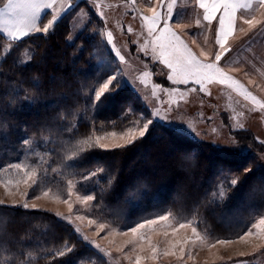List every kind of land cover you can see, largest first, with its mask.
Instances as JSON below:
<instances>
[{
    "label": "trees",
    "instance_id": "trees-1",
    "mask_svg": "<svg viewBox=\"0 0 264 264\" xmlns=\"http://www.w3.org/2000/svg\"><path fill=\"white\" fill-rule=\"evenodd\" d=\"M71 16L13 45L0 33V183L34 172L30 196L65 197L78 180L95 197L94 212L121 229L169 214L211 242L246 234L264 217V145L249 130L234 132L252 150L238 154L155 122L132 143L99 147L96 136L142 128L151 114L127 85L95 99L94 89L119 66L109 54L96 63L100 45L106 50L96 34L83 30L68 42ZM27 49L30 61L21 63ZM16 164L23 169L10 167ZM220 186L225 195L215 201ZM94 253L54 213L0 203V264H79Z\"/></svg>",
    "mask_w": 264,
    "mask_h": 264
},
{
    "label": "rangeland",
    "instance_id": "rangeland-1",
    "mask_svg": "<svg viewBox=\"0 0 264 264\" xmlns=\"http://www.w3.org/2000/svg\"><path fill=\"white\" fill-rule=\"evenodd\" d=\"M69 3L72 5L70 9ZM55 7L57 22L64 15H72L70 34L67 38L69 43L74 42L83 30L101 38L100 42H103L106 50L100 45L96 63L107 54L112 57L119 69L114 70L109 78L116 76L117 80H114L113 84L129 86L142 99L153 123L165 124L191 138L238 154H250L252 150L238 143L232 137L234 132L249 130L257 142L264 145V108L217 82L206 84L204 91L200 90V85L191 81L188 84H173L167 78L170 70L154 56L151 44L143 49L148 38L142 26L141 16L152 15L148 11V0H135V3L130 0H59ZM157 11L161 9L157 8ZM175 12L181 15L174 16V20L179 19L180 24L184 26L173 23L172 30L181 36L197 56L204 51L209 59H214V54L218 51V45L215 43V22L209 28L202 20V9L198 7L196 0H177ZM237 15L254 17L259 23L249 29L238 20V28H243L244 31H236L229 37L226 47H230L231 51L222 58L219 66L228 76L238 80L244 89L264 102V9L253 2L251 9H241ZM51 18V15H48L47 19ZM47 19L43 23H47ZM197 19H201L200 27L196 26ZM109 32L113 36L111 43L107 38ZM35 34L45 33L41 31L30 35ZM9 40L11 45L20 41ZM10 44L4 47L2 56L9 52ZM114 49L119 50L123 60L116 55ZM21 57V63L29 62L31 51L25 50ZM140 129L142 128L133 129L137 138H140ZM127 132L116 133L115 137L109 133L95 138L103 137L100 144L108 146L104 149H113L117 148L113 147L115 144H129L126 143L128 136L120 138ZM258 156L264 165V152ZM91 177L90 172L81 178L87 182ZM35 180V175L31 179L25 175L24 180L18 183L1 182L0 201L19 207L27 203L29 206L26 209L50 211L69 224L78 237L95 251V258L91 256L88 261L79 264H136L137 257L140 258V264H264V225L259 229L251 228L253 235L245 236V239L236 238L226 240L231 241L230 243H219L211 242L197 230L198 236L193 232L194 226L190 222L176 220L169 214H164L169 218L158 219L155 224L145 223L147 219L138 222L145 223V227L133 235L131 228L136 227L138 223L121 229L97 215L93 209V200L83 199L85 195L91 194L90 191L82 189L85 186H78V180L71 183V187L69 183L65 197L49 190L30 196V189ZM45 191L48 192L47 196L43 195ZM225 191L226 189L220 186L215 201L224 198ZM65 200L68 202L65 203ZM262 218L264 217L254 224ZM180 223H186L187 226L180 228ZM101 224L104 225L103 229L100 228ZM124 232H127V235H124Z\"/></svg>",
    "mask_w": 264,
    "mask_h": 264
},
{
    "label": "snow or ice",
    "instance_id": "snow-or-ice-1",
    "mask_svg": "<svg viewBox=\"0 0 264 264\" xmlns=\"http://www.w3.org/2000/svg\"><path fill=\"white\" fill-rule=\"evenodd\" d=\"M58 0H7L4 3L3 8H0V33H4L12 41L21 40L23 37L29 36L32 33L43 32L47 34L50 29L56 24L58 16L55 5ZM135 3V0H130ZM177 0H148V11L152 13L151 16H141L143 21V27L146 30L147 38L143 49H146L148 44L152 46V52L154 56H157L160 63L165 65L169 70L168 80L173 84H188L190 81L200 85V90H205L206 84L217 82L222 85H226L229 88L237 91L246 100L251 99L254 104L260 108H264V102L258 100L250 92L244 89V86L240 82L231 76H228L222 67L219 66V62L222 58L231 51L230 47H226L229 37L236 31L243 32V28H238V20L244 25H247L249 29L256 26L259 21L254 17L247 18L244 16H238V12L241 9H251L253 0H196V3L202 12V20L207 25L212 26L215 22V43L218 45V51L214 54V59H209L208 54L201 51L200 56H197L184 42L179 34L172 30L171 25L176 23L178 26H184L180 24L179 19L174 20V16L179 17L181 14L175 12ZM259 8L264 9V0H255ZM72 5L69 3L68 8ZM160 8L161 11H157ZM67 10V9H66ZM47 19L48 15H51V19H47V23H43L42 20ZM196 26H201V19L195 21ZM131 31V28H129ZM108 42L113 41L112 33L107 34ZM195 42V41H194ZM116 55L121 60L124 57L120 54L118 49H114ZM200 57H204L201 59ZM147 75V73L145 74ZM117 80L116 76H111L106 82L102 83L98 89H94L95 99L100 101L105 93L115 88L113 81ZM111 86V88H110ZM195 91V89H192ZM210 94V93H209ZM158 114V113H157ZM153 121L147 120L143 124L142 129L139 130L138 136L144 137L148 131L149 125ZM115 132L111 133V136L115 137ZM128 136L126 143H132L137 138L135 130L130 129L127 133L120 136L121 139ZM103 137L96 138V144L102 148H107V145L100 144V140ZM87 142V141H86ZM28 143V141H25ZM123 145L115 144L113 147H122ZM10 167L16 169H23L20 164L11 165ZM28 179H31L35 173H26ZM94 175V174H93ZM87 178V177H85ZM27 182V180H25ZM18 183V182H17ZM35 183V181H34ZM237 183L236 180L231 181L232 185ZM71 187V182H70ZM43 195L47 196L48 192L45 191ZM71 192L69 191V196ZM38 198V197H37ZM85 201H91L95 197L91 194L83 197ZM65 203L68 201L65 200ZM3 203V201H0ZM29 205L25 203L23 207L27 208ZM71 210V205H69ZM78 219L82 217H77ZM167 215H160L158 218H148L145 223L151 225L157 223V220H167ZM92 221H90L91 223ZM145 223H138L136 227L131 228V232L135 235L140 229L145 227ZM261 225H264V218L260 219L258 223L253 224L251 228L259 229ZM186 223H180L179 227H186ZM104 225L101 224L100 228L103 229ZM251 228L248 229L245 235H241L240 239H245V236H252L253 232ZM193 232L197 233V228L193 227ZM77 231H79L77 229ZM127 235V232L123 233ZM199 236V234L197 233ZM85 239H87L85 237ZM219 243H230L231 241L220 240ZM98 247V246H97ZM66 251H70V248H66ZM61 255L63 254L60 253ZM153 254L155 249L153 248ZM167 254V253H166ZM136 264H140V258L137 257Z\"/></svg>",
    "mask_w": 264,
    "mask_h": 264
},
{
    "label": "crops",
    "instance_id": "crops-1",
    "mask_svg": "<svg viewBox=\"0 0 264 264\" xmlns=\"http://www.w3.org/2000/svg\"><path fill=\"white\" fill-rule=\"evenodd\" d=\"M7 2V0H4L2 3H0V8H3V5H4V3H6ZM58 2H59V0H58ZM57 2V3H58ZM253 2H255V0H253ZM254 8V7H253ZM202 12H203V10H202ZM43 15L44 14H42V20H43V22L45 21V19H43ZM5 36H7L6 34H5ZM10 39V38H9Z\"/></svg>",
    "mask_w": 264,
    "mask_h": 264
}]
</instances>
